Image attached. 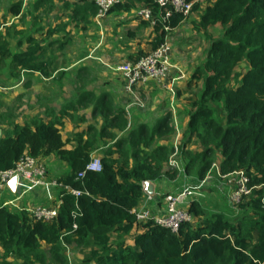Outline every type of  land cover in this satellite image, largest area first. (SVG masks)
Here are the masks:
<instances>
[{"label": "trees", "instance_id": "obj_1", "mask_svg": "<svg viewBox=\"0 0 264 264\" xmlns=\"http://www.w3.org/2000/svg\"><path fill=\"white\" fill-rule=\"evenodd\" d=\"M1 1L11 2V15H23V0ZM48 1L37 0L33 9H46ZM136 4L152 8L158 16L152 51L201 5L196 4L188 17L173 12L166 21L156 0H126L112 10L130 11ZM55 7L52 0V10ZM97 12L95 2L76 8L69 24L80 15L89 23ZM218 26L223 28L221 35L211 41L205 62L186 85L184 109L189 122L179 155L184 173L201 181L216 168L217 154L220 175L243 171L248 176L252 192L236 206L241 214L238 222L192 202V221L178 235L154 221L139 224L132 211L144 200V183L180 175L178 169L165 172L174 142L168 146L162 141L177 135L170 124L172 115L153 128L145 123L134 126L110 95L97 98L84 92L72 108L95 104L102 120L100 128L88 127L87 139L79 132L72 138L64 136L67 114L49 121L35 117L0 134V172L14 169L24 156L42 162L56 156L68 167L56 180L60 204L53 220H39L28 209L15 212L0 204V264H68L66 245L79 249L83 255L79 264H264V0H207L198 28L210 38L208 31ZM64 28L66 24L60 23L49 35ZM17 47L20 51L12 52L2 42L0 55L10 58L16 70L51 76L54 62L39 40L27 36ZM242 64L243 70L236 73ZM201 82L202 91L194 93L192 88ZM181 95L182 90H176V97ZM99 138L107 140V148L100 159L102 169L95 171L88 165ZM72 139L77 145L70 149ZM193 142L203 149L191 150Z\"/></svg>", "mask_w": 264, "mask_h": 264}, {"label": "crops", "instance_id": "obj_2", "mask_svg": "<svg viewBox=\"0 0 264 264\" xmlns=\"http://www.w3.org/2000/svg\"><path fill=\"white\" fill-rule=\"evenodd\" d=\"M12 1L14 2L17 0ZM27 1L28 0H23V13L27 8ZM36 1L37 0H32L31 6L34 5ZM93 2L94 0H55L56 7L52 12L56 14V22L53 27L49 26L48 28L43 29V33L46 38V45L50 44L51 42L54 44L60 39L63 40L65 36L68 38V36L71 34L70 29H72L70 26L53 35H49V30L51 28H57L60 23H69L70 16L74 15L76 8L85 9ZM138 6L139 5L136 4L130 11L112 10L111 13L104 20H102V22H98L96 16H92L89 23H86L82 19V15L78 16L76 21L71 22L70 25H75L80 33H85V37L83 36L81 37V40H77V49L85 51V57L79 61L73 64L68 63L63 66H56L54 64L52 68V74L49 77H46L39 72H20V74L9 76L11 80L14 78L13 83L9 84L10 89L12 87L15 89L14 101L17 100L19 95L30 84L29 79H35L36 83L30 89L33 92L31 98L32 110L30 109L31 111L29 113H27L28 111L26 109L20 112L23 107L21 104H19L15 112V117H13V120L8 124H23L25 122H29L35 117L42 118L44 121H49L50 119L61 114H67L68 117L65 119L66 127L63 132L64 136L72 138L73 134L79 132L85 133L84 139H87L88 135H86V131L90 125H93L96 128L101 127L102 120L100 118V114H98V111L96 112L94 110L95 104H91L85 108L78 107V110H74L72 105L77 103L80 96L84 92H91L97 98H100L104 94L110 95L112 103L116 108L121 107L128 112L130 121L134 126L139 123H145L153 128L158 124V122L162 121L168 114L171 113L172 120L170 124L174 126L176 130L178 129L176 134L179 133L181 137L187 128L189 116L186 115V108H180V106H187V104L184 106L185 97L188 96L189 92L186 85L192 73L191 75L189 74L187 80L182 82L180 80V76L183 71L180 66L181 63L180 61L179 63L175 61L172 62L173 68L166 80L163 82L152 81L138 88V92L140 93L142 99L146 100L149 105L147 111H141L137 109L136 106L135 108L134 106H130L132 102L129 104V99L132 100V97H130V95L125 91L124 80L115 69L116 66L122 62L114 63L116 65H112V62H110L103 55L99 54L104 49L110 51H121L123 48L119 47L122 44L126 45L124 48L126 53L125 51L121 52L124 55V58H129L130 60H134L139 56L145 55L152 51L154 43L156 42L157 34L154 32V27L152 25L137 18L136 9H138ZM62 8L68 10L66 14L67 19H63L65 15L61 13ZM205 8L206 5L202 8L203 11ZM203 11L199 15L198 22ZM194 14L195 12H193L191 15L193 16ZM191 15L187 18V20L190 19ZM19 17L21 16L16 18ZM186 21L180 28L168 33L167 36H169V39L173 37V35H175V33L180 29L185 27L184 25H186ZM191 21L193 22L194 20L192 19ZM26 48L27 45L25 44L22 47V50H25ZM18 49L20 51V48ZM67 49L68 46L64 50ZM174 50L177 53L180 50L176 44ZM88 52H90V55H94L95 57L88 55ZM117 56L118 55H114V59H117ZM72 68H74V70L72 73H70ZM104 68H106V70H104ZM61 71H63L64 74L61 73ZM170 84H173L174 90L181 88L182 95L180 97L177 98L172 96ZM177 84L178 86L176 87ZM175 105L177 106V117L175 111L172 109ZM81 118H84V120ZM180 118H182L181 124L178 123V119ZM5 127L6 126L0 128V133L12 129L13 125H10V127L4 129ZM176 137L177 135L173 137L171 136L168 139L163 140L162 144L171 146L173 142H175ZM74 140L75 139H72L67 145L68 148L71 149L76 147L77 142ZM106 141L107 140H101L99 138L98 147H96V149L92 152L93 159H101L103 157V154L107 148L104 146ZM112 143L113 142H109L108 145ZM193 144L196 143L193 142L190 144L189 148L194 152H198L203 149L199 144H197L198 147L196 149H193ZM217 155L218 163L216 164L215 172H211V177L206 180L205 184L202 185L203 180L201 181L195 176L189 177L184 173V170H180V175L173 179L167 175H164L158 181L152 182L154 191L152 201L145 203L144 195V200H142L140 206L149 208L155 216L163 217L167 214V203L165 201L166 195L178 194L187 188L196 189L197 187L201 186V188L198 191H195V194L189 198L191 200H187L186 206H183L185 209L189 210V206L192 202H198L208 212L222 213L226 216V218L232 219V217H228L227 213H225V210H227L231 211L229 213L235 212V216L238 217V215H240V211L237 208H231V206L233 207L231 202V192L233 185L227 179H223L220 176L219 162L221 157L219 154ZM45 159L46 160H44V162L46 161L49 164L52 162L62 163V174H56L54 172L51 174V171H48V179L50 181L57 180L68 170L66 163L58 159L56 156H49ZM167 170L168 167H166L165 172ZM189 185H193V187H190ZM59 192V188L53 186H38L32 188L25 184L16 187L15 190L11 189L9 186H4L0 187V204L7 207H9L8 205L10 204L8 203L9 201H13L15 205L21 204L20 206H22V209L15 211L11 208L15 212H21L26 209L29 210L31 202L37 203L40 206L57 207L60 204ZM201 196H205L206 199L201 201ZM6 197L9 199L7 200Z\"/></svg>", "mask_w": 264, "mask_h": 264}, {"label": "rangeland", "instance_id": "obj_3", "mask_svg": "<svg viewBox=\"0 0 264 264\" xmlns=\"http://www.w3.org/2000/svg\"><path fill=\"white\" fill-rule=\"evenodd\" d=\"M31 2H32V0L27 1V3H28L27 8L25 9L23 15L19 18H16L15 16L11 15L8 11L9 6L11 5L10 4L11 2L1 1V3H0V25H1V27H0V35H1L0 43L6 42L8 48L12 52H15V51H19V49L17 48V43L20 40L25 42L27 36H33L42 43V46H44V48L46 49L47 56H49L51 58V60H53V62L56 66L57 65L63 66V65H66L68 63L73 64V63L79 61L80 59L84 58L85 57L84 56L85 51L77 49V46H78L77 40H81V37H83V36L85 37V33H80V31L78 30L77 27H75V25H70L69 23H66V28H68V26H70L72 28V29H70L71 34L68 36V38H67V36H65V38L63 40L60 39L59 41H57V43L54 46L46 45V42H45L46 38L44 36L43 29L44 28L46 29L49 26L53 27V25L56 22V19H55L56 14H54L52 12L53 11L52 10V0L47 2L46 9L44 7L40 11H32L34 9H33V5L31 6ZM206 3H207V0H204V2L201 3L198 11L195 12V14L193 16L191 15L190 19L186 21V25H184L185 27L180 29L178 32L175 33V35H173V37L170 38V42L172 44V55H173L171 60H172V62L175 61L178 63L180 61V63H181L180 66H181V69L183 70V71L181 70L182 74L180 76V80L182 82L187 80L189 74L190 75H191V73L193 74L195 69L199 65H201L205 62V58L207 57V52L211 46V41L214 39H217L221 35L222 29H223V28H221V26L211 28L208 31V33L210 34V38H207V36L199 30L198 18H199L200 13L203 11L202 8L206 5ZM67 12H68V10H66L65 8L61 9V13L65 15V17H63V19H67V15H66ZM192 19L194 20L193 22L191 21ZM91 39H94V38H91ZM41 40H43V41H41ZM175 44L180 49L178 53L175 52V50H174ZM67 46H68V49L64 50ZM61 47H64V48H61ZM125 47H126V45L122 44V45H120L119 48H123L121 51H125V53H126V50H124ZM121 51L120 50H117V51L111 50L110 51V50L104 49L99 54L103 55L110 62H112L113 63L112 65H116L114 63H118V62L123 63L126 61H133V60H130L129 58L128 59L124 58V55L122 54ZM108 54H109V56H108ZM88 55H90V52H88ZM114 55H118L117 59H114ZM90 56L95 57L94 55H90ZM112 57H113V59H112ZM243 67H244L243 64L241 66H239L236 69V73L238 71H242ZM16 69L17 68L12 64V61L10 58H3L0 55V128H3L4 126H6L4 129L10 127V125H14V124H8V123L13 120V117H15V112H16V109L18 108L19 104H21L23 107L20 110V112H22V110L26 109L28 111L27 113H29L32 110L31 98H32L33 92L30 89L36 83L35 79H33V78L29 79L30 84L19 95L17 100L14 101L15 89L13 87L11 89L9 88L10 87L9 84L13 83L14 78H12V80H11V78L9 76H14L15 74H20V72H26L27 73V71H25V70H16ZM73 70H74V68H72L70 70V73H72ZM104 70H106V68H104ZM61 73L64 74L63 71H61ZM194 85H195V83H194ZM177 86H178V84L176 85V87ZM202 86H203V82H201L199 84V87H193L192 91L196 94H199L203 89ZM178 89H181V88H177L176 90H178ZM176 90L174 93V97H176L175 96ZM138 94L141 97L139 92H138ZM130 97H131V95H130ZM194 99H196L195 96H194ZM133 101L131 99H129V104H131V102H132V104L130 106H134V108L136 106V108L141 110V111H144V110L147 111L149 105H148V102L146 100H143V103H140L141 106H138ZM142 104H143V106H142ZM186 104H188V101L184 100V106ZM180 108H184L183 105H182V107L180 106ZM172 109L176 113L177 106L175 105ZM176 117H177V113H176ZM181 120H182V118L178 119L179 124H181ZM177 132H178V129H177ZM181 139H182V136L180 137L179 142ZM193 145H194L193 149H196L198 147L197 143L193 144ZM44 160H46V159H44ZM44 163H45L46 168H47V181L48 182L50 181L48 179V175H49L48 171L49 170L51 171V174H52V172H54L56 174H62V167H61L62 163L52 162L51 164H49L46 161ZM181 166L182 165L180 164V167ZM183 170H184V168L181 167V171H183ZM184 172H185V170H184ZM213 172H215V169H213ZM188 176L193 177L194 175H188ZM189 186L193 187V185H189ZM204 189H206V188H204ZM232 191H233V189H232ZM6 198H7V200L9 199L8 197H6ZM200 198H201L200 199L201 201L203 199H206L205 196H203V197L201 196ZM189 200H191V199H189ZM8 203H10L8 206L15 211H17L18 209H22L21 208L22 206H20L21 204L15 205L13 201H9ZM30 204H31V206H29V209L35 208V207H47V206H40L37 203H33V202H31ZM232 205H233V203H232ZM231 208L233 209V208H237V207L233 205V207L231 206ZM225 211H226L225 213H227L228 217H232V219L230 218L231 220H233L234 222H238V220L240 219V215H241L240 212H239L240 215H238V217H237V216H235V214H236L235 212L229 213L231 211H227V210H225ZM236 217H237V219H236ZM65 254L68 257V261H69L68 264H79L83 258L82 254L79 255V249H77L73 245H66ZM14 264H17V262H15ZM52 264H54V263H52Z\"/></svg>", "mask_w": 264, "mask_h": 264}, {"label": "built area", "instance_id": "obj_4", "mask_svg": "<svg viewBox=\"0 0 264 264\" xmlns=\"http://www.w3.org/2000/svg\"><path fill=\"white\" fill-rule=\"evenodd\" d=\"M125 1L126 0H95V4L98 8L96 15L97 21L102 22V20L109 15L114 6ZM156 2L162 10V20L166 21L169 20L173 12L181 13L188 17L192 13L194 6L203 3L204 0H156ZM136 16L142 21L149 22L152 26L158 23V16H155L154 10L150 7H138ZM166 30H169V28ZM171 58L172 44L169 36H167L165 42L140 59L126 61L116 66V71L124 80V89L131 95L132 101L134 100L133 102L135 104L141 106L140 103H143L142 97L138 94V88L140 86L152 81L163 82L169 77L173 68ZM170 91L174 97L175 90L173 84H170ZM179 139L180 134L177 133L174 142V152L169 159L168 169L181 170L182 166L180 167V164L182 165V163L179 155ZM88 168L100 171L102 169L100 159L94 158L88 165ZM210 175L211 173L202 182V185L211 177ZM16 176L18 177L17 187L25 184L32 188L38 186H60L56 180L47 181V168L45 163L32 156H24L14 169L0 172V187L9 186V181ZM220 176L223 179H227L233 185L231 201L234 206H238L243 202L244 198L251 195L252 189L249 187V178L243 171ZM150 183L151 182L144 183L145 203L153 199L154 191L153 186L150 190ZM200 188L201 186L196 189L187 188L178 194L166 195L167 214L163 217L153 215L150 209L145 206H139L132 212L139 224L154 221L160 227L170 231L172 234L178 235L183 225L192 221V215L189 210L184 207L187 204V200ZM74 193L77 195L79 194L76 191ZM28 211H30L34 218L44 221L53 220L58 212L57 207H35Z\"/></svg>", "mask_w": 264, "mask_h": 264}, {"label": "water", "instance_id": "obj_5", "mask_svg": "<svg viewBox=\"0 0 264 264\" xmlns=\"http://www.w3.org/2000/svg\"><path fill=\"white\" fill-rule=\"evenodd\" d=\"M17 183H18V177L16 176V177H14L13 179H11V180L9 181V187H10L11 189L15 190L16 187H17ZM151 189H152V185H151V183H150V190H151Z\"/></svg>", "mask_w": 264, "mask_h": 264}, {"label": "clouds", "instance_id": "obj_6", "mask_svg": "<svg viewBox=\"0 0 264 264\" xmlns=\"http://www.w3.org/2000/svg\"><path fill=\"white\" fill-rule=\"evenodd\" d=\"M94 2H95V0H94ZM110 13H111V12H110ZM110 13H109V14H110ZM52 181H53V180H52Z\"/></svg>", "mask_w": 264, "mask_h": 264}]
</instances>
